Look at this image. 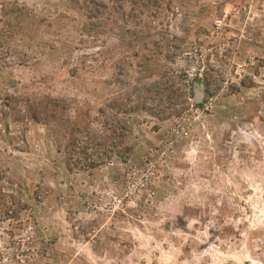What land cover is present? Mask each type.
Listing matches in <instances>:
<instances>
[{"label":"rangeland","instance_id":"1","mask_svg":"<svg viewBox=\"0 0 264 264\" xmlns=\"http://www.w3.org/2000/svg\"><path fill=\"white\" fill-rule=\"evenodd\" d=\"M0 264H264V0H0Z\"/></svg>","mask_w":264,"mask_h":264},{"label":"water","instance_id":"2","mask_svg":"<svg viewBox=\"0 0 264 264\" xmlns=\"http://www.w3.org/2000/svg\"><path fill=\"white\" fill-rule=\"evenodd\" d=\"M201 97H202L201 94H199V95L197 96V98H196L197 102L201 101Z\"/></svg>","mask_w":264,"mask_h":264},{"label":"crops","instance_id":"3","mask_svg":"<svg viewBox=\"0 0 264 264\" xmlns=\"http://www.w3.org/2000/svg\"><path fill=\"white\" fill-rule=\"evenodd\" d=\"M32 125V124H31ZM37 127L39 126L38 124H35ZM39 128V127H38Z\"/></svg>","mask_w":264,"mask_h":264},{"label":"trees","instance_id":"4","mask_svg":"<svg viewBox=\"0 0 264 264\" xmlns=\"http://www.w3.org/2000/svg\"><path fill=\"white\" fill-rule=\"evenodd\" d=\"M90 166H92V164L90 163Z\"/></svg>","mask_w":264,"mask_h":264}]
</instances>
